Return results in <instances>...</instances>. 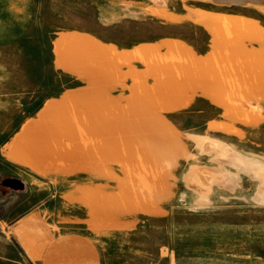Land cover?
I'll return each instance as SVG.
<instances>
[{
  "label": "rangeland",
  "instance_id": "374dc122",
  "mask_svg": "<svg viewBox=\"0 0 264 264\" xmlns=\"http://www.w3.org/2000/svg\"><path fill=\"white\" fill-rule=\"evenodd\" d=\"M238 2L0 0V171L27 186L3 218L49 206L63 230L95 238L108 264H264V87L259 96L247 94L234 75L240 67L244 75L258 68L264 78V4ZM230 29L257 31L253 47ZM70 31L123 45L141 40L161 46L172 38L226 54L215 57L224 63L220 71L212 62L219 76L226 74V110L203 103L180 113L163 102L162 119L148 112L146 119L124 121L132 133H122L120 125L118 134H91L92 121L85 120L77 134L74 120L65 121L73 129L68 134L55 126L51 133L26 126L16 147L40 131L30 151L37 160L97 163L81 185L65 188L52 182L55 177L9 162V136L61 91L54 41ZM61 80L72 85L69 77ZM0 264L31 263L14 249Z\"/></svg>",
  "mask_w": 264,
  "mask_h": 264
},
{
  "label": "crops",
  "instance_id": "0c3cea01",
  "mask_svg": "<svg viewBox=\"0 0 264 264\" xmlns=\"http://www.w3.org/2000/svg\"><path fill=\"white\" fill-rule=\"evenodd\" d=\"M230 17L231 20L250 21L243 17ZM214 30L217 33L216 26ZM230 30L240 31L243 35L238 38L240 43L243 40L246 47H253L257 31L249 34L242 30ZM165 40H170V43L158 46L156 43L148 44L139 40L132 45H123L78 31L56 37L53 54L59 77L55 83L61 91L57 96L43 100L42 105L32 111L34 116L4 143L10 149L7 160L26 167L38 176L55 177L52 182L63 184L66 188L67 185L82 183L84 176L90 179L91 175L83 174L96 168L97 163H84L81 160L62 165L37 160L39 156H34L30 151L35 149V142L40 139V131L34 132L26 144L24 142L21 147H16L26 126L42 125L41 133H51L55 126L60 132L68 134L73 129H68L65 121L74 120L78 121L73 130L77 134L83 132L82 121L85 120L92 121V127L88 129L91 134H118L121 131H116V127L120 125L122 133H132L131 128L129 131L125 130L124 121L146 119L148 112L154 114L151 117L162 119L163 102L173 105L171 111L175 109L180 113L203 103L212 105L217 110L219 107L226 110V74L224 72L219 76L218 71H214L212 62L218 64L216 67L219 69L224 63L222 60L216 61L215 57L227 55L214 50L204 51L172 38ZM164 47L167 48L166 52H163ZM255 54H258L257 48ZM260 56L264 59V51ZM238 70L234 75L239 73L240 88H245L247 94L253 91V94L259 96L260 88L264 87V78L260 77L259 69L247 70L248 75L240 72L241 67ZM63 76L72 79L71 86L62 84ZM204 110L197 108L196 112L205 114ZM172 115V118L180 119L177 115ZM207 120L210 121L211 118L208 117ZM100 121L106 122L99 123ZM101 125L104 131H99L101 129L98 126ZM23 183L25 184L24 181ZM54 216L55 213L51 212L49 206L40 205L18 215L14 220L1 218L0 260L7 258L16 249L31 264H108L95 238L85 232L63 230Z\"/></svg>",
  "mask_w": 264,
  "mask_h": 264
},
{
  "label": "flooded vegetation",
  "instance_id": "af4514ba",
  "mask_svg": "<svg viewBox=\"0 0 264 264\" xmlns=\"http://www.w3.org/2000/svg\"><path fill=\"white\" fill-rule=\"evenodd\" d=\"M14 180H21L17 176L3 175L0 171V219L7 211V205L11 204V199L19 194L25 193L27 186L23 190H16L15 187L21 186Z\"/></svg>",
  "mask_w": 264,
  "mask_h": 264
},
{
  "label": "water",
  "instance_id": "95a60500",
  "mask_svg": "<svg viewBox=\"0 0 264 264\" xmlns=\"http://www.w3.org/2000/svg\"><path fill=\"white\" fill-rule=\"evenodd\" d=\"M216 1V0H215ZM222 1H235L238 2L237 0H218L216 2H222ZM239 3V2H238ZM247 3V2H244ZM16 183L20 184L21 186L15 187L16 190H23L25 188V184L23 183L22 180H14Z\"/></svg>",
  "mask_w": 264,
  "mask_h": 264
},
{
  "label": "bare ground",
  "instance_id": "6f19581e",
  "mask_svg": "<svg viewBox=\"0 0 264 264\" xmlns=\"http://www.w3.org/2000/svg\"><path fill=\"white\" fill-rule=\"evenodd\" d=\"M215 1V0H214ZM218 1V0H216ZM239 2H243V1H246V2H252V3H258V4H264V0H238Z\"/></svg>",
  "mask_w": 264,
  "mask_h": 264
},
{
  "label": "trees",
  "instance_id": "16d2710c",
  "mask_svg": "<svg viewBox=\"0 0 264 264\" xmlns=\"http://www.w3.org/2000/svg\"><path fill=\"white\" fill-rule=\"evenodd\" d=\"M18 129H20V128H18ZM18 129L15 130L16 133L19 131ZM15 132H14V133H15ZM16 133H15V134H16ZM15 134H14V135H15ZM9 137L11 138V137H13V136L10 135ZM8 140H9V139H8Z\"/></svg>",
  "mask_w": 264,
  "mask_h": 264
}]
</instances>
